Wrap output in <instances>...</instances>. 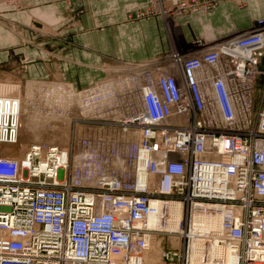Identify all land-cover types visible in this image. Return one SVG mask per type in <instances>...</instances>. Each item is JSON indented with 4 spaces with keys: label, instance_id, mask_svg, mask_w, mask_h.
<instances>
[{
    "label": "built area",
    "instance_id": "built-area-1",
    "mask_svg": "<svg viewBox=\"0 0 264 264\" xmlns=\"http://www.w3.org/2000/svg\"><path fill=\"white\" fill-rule=\"evenodd\" d=\"M187 6L181 0L177 9ZM192 43L190 54L171 49L126 65L109 82L108 100L94 94L92 108L105 117L91 126L133 129L136 137H81L82 149L91 140L99 148L82 152L62 181L45 182L71 162L56 167V144L31 143L19 160L0 154V264H128L153 230L143 223L152 203L164 220L172 199L183 204L182 246L164 260L190 264L194 239L201 262L211 247H225L233 264H264V104L252 118L264 18L212 44ZM17 127L16 115L0 113V141H13ZM138 172L158 175L156 187L140 184ZM74 173L95 185L76 187ZM192 210L218 214L219 226L189 231Z\"/></svg>",
    "mask_w": 264,
    "mask_h": 264
},
{
    "label": "crops",
    "instance_id": "crops-1",
    "mask_svg": "<svg viewBox=\"0 0 264 264\" xmlns=\"http://www.w3.org/2000/svg\"><path fill=\"white\" fill-rule=\"evenodd\" d=\"M162 1L168 4L173 0ZM254 1L247 0L246 5L239 8L222 0L204 15V21L208 22L202 26L199 18L193 14L178 16L177 30L185 39L199 35L206 43H211L219 35L207 40L200 33L201 27L219 30L220 27L216 26H222L227 30L223 32L224 35L243 29L253 18L264 16V0H260L258 5ZM19 3L21 7L18 9L1 12L0 65L9 63L8 51H22L21 76L27 79L57 78L67 82L71 92V86L73 89L89 86L85 88L88 89L98 85L95 82L104 76L106 64L115 60H144L168 49L159 15L152 12L154 14L145 18H127L134 16L137 10L146 8L150 0H19ZM4 4L0 0V10ZM69 6L82 9L71 23L68 21ZM37 19L41 22L39 28L43 26L50 34L57 32L71 37L65 47H55L60 57H43L37 48L21 46L24 44L23 38L35 36V30L28 25H33L31 21L36 22ZM263 64L264 55L259 58L258 67Z\"/></svg>",
    "mask_w": 264,
    "mask_h": 264
},
{
    "label": "rangeland",
    "instance_id": "rangeland-1",
    "mask_svg": "<svg viewBox=\"0 0 264 264\" xmlns=\"http://www.w3.org/2000/svg\"><path fill=\"white\" fill-rule=\"evenodd\" d=\"M1 1H4L6 3L4 4V8L0 10V22H3V19L1 18L2 11L15 10L21 7V5L19 3V0H1ZM180 1L181 0H173L167 4L166 2L162 0H150V4L146 8L137 10L134 16L132 17L130 16L127 17L128 19L131 20V19L145 18L149 16L150 14H154V13L159 15L160 20L165 30L166 39L169 44L167 50L159 53L156 56L146 58L144 60H139V61L138 60L137 61L115 60L114 62L108 63L105 65L104 76L97 79L95 83L96 84L98 83V85H100V83L103 80L107 81L109 79H112L115 75L122 73L126 65L131 66V65H134V63H141L145 60L148 61V60L158 59L161 56L168 53L171 49H175L177 51L180 50L184 54H187V52H189L188 54L193 52L191 50H195L194 49L195 46H192L193 44L192 42L196 39H200V40H203V39L199 35L198 36L193 35V37L189 39H185L183 35L181 34V32L177 30L178 29L177 17L181 15L193 14L196 16V18H199L200 25L202 26L203 23L205 24L208 22V21H204V15H206L207 12H209L218 2L222 0H197L195 3L196 6L192 4L191 0H186L188 6L184 7V9L178 10L177 6L179 5ZM226 1H229L235 4L239 8H243L246 5L247 0H226ZM251 1H254V0H251ZM254 3L258 5L260 3V0H255ZM81 10L82 9L80 8L75 9L69 6L68 8V13H69L68 19L69 20L68 21L71 23V21L75 19L79 13H81ZM258 17L264 18V16H257L255 18H258ZM255 18H253L250 21V23ZM31 22L34 23L36 27H34V24L31 25V23L28 26H30V28L35 30L36 32L35 36L31 38H23L22 42L24 44H22L21 46H27L33 49L37 48V51L40 52L43 57L47 56L48 58H51V59L60 57L59 56L60 53H58V51L55 50V47L58 45L65 47L70 41L71 37L69 35H61L57 33L56 31L55 32L57 34L56 33L50 34L43 26H42L43 28L42 27L39 28L41 24L39 19H37L36 22L35 21H31ZM216 27L217 28L220 27V29L214 30V29H207L206 27L202 29L201 27L200 33L207 40H211L212 36L219 35L217 36V38H214L217 40L226 36L223 33V32H227V30H224V27L222 26H216ZM220 30H222V32H220ZM205 31H207L208 33ZM213 40L211 41V44ZM60 43H63V44H60ZM48 47H51V48H48ZM21 55H22V51L13 53V51L10 50L8 51V56H9L8 58L10 60L9 63L5 62V63H1L0 65V113L2 115V114L10 112L12 113V115H16L17 123H18L17 129L21 125V128L25 129L26 131V132L24 131L23 133V131L18 130L19 133L21 132L20 133L21 135L28 134L29 133L27 132L28 129L30 131L32 129L45 128L44 130L47 129L46 132L48 133L47 135V137H49L48 139L51 138L50 141H48V139L47 141L45 140V143L56 144L59 148L69 147L68 155H71V158H70L71 162L69 164L68 170H64L65 171L64 172L62 169H58L56 175L51 176V178L49 179H45V182H48V183H52V182L58 183L59 181H62L64 175L65 176L66 174L71 175V172H72L71 169H73V164H75L74 159H76L73 157L75 153V148L77 146L76 142H78V139H81V137L86 138V135L87 137L89 136V133H85L84 131L82 136L76 137V133H75L76 131L74 127L75 123L79 122L84 125L99 124L98 122H94L93 120H101L105 116L102 114H96L95 113L96 108L94 107L88 108V105L93 106L94 103H91V102L95 100L96 98V96H94L93 93L97 91L91 88H88L90 90L85 89L89 86L82 87L79 89H76V88L73 89V87L70 85L71 89L73 90V92H71L69 91V88L66 85L67 82H64L57 78H47L46 77V78H32V79L28 78L27 79L25 77H22L21 73L23 72L22 71L23 69L22 59L23 58L20 59ZM14 61H16V63L12 64V62ZM259 70L260 72L256 74L255 79H254V87H253V93H252V96H253L252 118L253 117L255 118V114H256L255 111H257L264 104V64L262 67H259ZM33 80H37V81L31 82ZM104 88H107V87H104ZM77 95H80V97H82L81 100H82V106H83L85 115L80 116V115L75 114L76 112H78L76 111V108L79 109ZM34 112L41 113V114H33ZM66 112L67 113L72 112V113L70 114L71 116L69 118V121H67V123H63L60 121L61 115ZM77 118L84 119V120L77 121L76 120ZM47 133H43L44 136ZM54 134L55 135L59 134L60 135L59 140L60 138L62 140L52 141L51 136H54ZM63 134L65 135L67 134V137H65V135ZM61 136H64V137H61ZM29 139L30 138L27 137V140L24 141V143L22 142L21 144L27 145L29 147L31 143H40L38 141L36 142V141H33L32 139L30 140ZM90 143H91L90 144L91 150L99 148V147L94 146V143L92 140ZM0 144H1V141H0ZM28 147L26 148L24 147V148L27 150ZM25 149L23 151L18 148H12V149H8L7 152L1 153L0 151V154L13 156V158L19 160L22 158V156H24V153L26 151ZM64 155H65V152H63V156ZM62 167H67L65 160L63 162ZM72 175L73 176L71 178L75 177V173ZM150 178L152 181L151 186H153L157 177L154 175L152 176L151 174ZM94 182L95 181H92L91 179L80 181V180L73 178L71 183H74L76 187H80V188L82 187V188L89 189L95 185ZM172 200H175V199H172ZM163 218H160V226L163 224L160 228L153 229V231L151 230L149 232L144 233V234H147L149 238L144 237L145 238L144 239L145 242H143L144 247H142V249L138 251L136 256H133L131 259H129L128 264H171L168 261L164 260L162 254L166 250L180 249L182 246V239L180 238L178 234H176V232H170L171 233L170 235L169 231L165 229V223H164L165 220H162ZM165 219H166V216H165ZM183 219H184V215H183ZM159 230L161 231L159 232Z\"/></svg>",
    "mask_w": 264,
    "mask_h": 264
},
{
    "label": "bare ground",
    "instance_id": "bare-ground-1",
    "mask_svg": "<svg viewBox=\"0 0 264 264\" xmlns=\"http://www.w3.org/2000/svg\"><path fill=\"white\" fill-rule=\"evenodd\" d=\"M146 63H148V62H146ZM164 68H165L166 71H169V70L171 71V69H173L175 67L172 68V66L171 67L165 66ZM113 80L109 79V80L105 81V83H100V85H97V86L91 88V89L97 90L96 92H98V90H99V93L101 95H104L103 98H100V100L97 101V102L108 100L107 93L109 92L108 90H110L109 89V82L111 81L112 86H114V84H113L114 81ZM104 87H107V88H104ZM110 87H111V85H110ZM88 90H90V89H88ZM96 92L93 93V95L96 94ZM77 98H78V103H79V109L76 108V111H78V112H76L75 114L80 115V116L81 115H85L84 110H83V106H82V100H81L82 97H80V95H77ZM97 102L94 100V102H91V103L96 104ZM89 107H92V105H88V108ZM68 113L66 112V113L61 115V119H60L61 122L67 123V121H69V118L71 116L70 114L72 112H70L69 114ZM95 113H97V112H95ZM33 114H41V113L34 112ZM45 116H46V114H45ZM177 119L178 120H182V119H184V117L183 116H177V118H175L174 120L176 121ZM76 120L77 121H81L78 118ZM25 126H26V124H25ZM74 127H75V131H76L75 132L76 133V137L82 136V134L85 131V133H89L90 138H93V139H96V138L99 139L102 135L107 134L109 136L118 137L121 140L127 141V140H129L131 138L136 137V134H137V132L135 130H133V129L126 130V129H121V128H117L116 129V128H112V127L91 126V125H84V124L79 123V122L75 123ZM89 128H91V129H89ZM44 129L45 128H43V129L38 128V129H32L30 131L28 129V131H27V132H29L28 134L21 135L20 134L21 132L19 133L18 130H21L24 133L25 129L21 128V125H20V127L17 129V131L14 134L15 138H14L13 141H1V144H0L1 153L2 152H7L8 149H12V148H18V149H21V150L24 151V149L26 147H28V146L27 145H22L21 143L22 142L24 143V141L27 140V137L32 139L33 141H36V142L38 141L40 143H42L43 141L45 142V140L47 141V139L49 137H47V135H48V133L46 132L47 129L46 130H44ZM43 133H47V134L44 136ZM63 135H65V134H63ZM59 136H60L59 134H57V135L54 134V136H51L52 137V141L53 140L54 141L62 140L61 138L59 140ZM61 137H64V136H61ZM65 137H67V134L65 135ZM50 139H48V141H50ZM68 148L69 147L59 148L60 149V156L58 158L56 167L57 166L62 167L64 160L66 162V165L68 164V162H69V160L71 158V155H68L69 154L68 153ZM86 151L87 152L90 151V146H87L85 149H82L81 147H79V145L76 146L75 153H74V156L76 158L75 159V165H77V163L81 161L79 156L81 154H83L84 152H86ZM63 152H65L64 156H63ZM113 163H115V168H116V166H117L116 162L114 161ZM150 175L151 174H146L145 175L143 172H138V174L136 175L137 179H138V182L140 184L145 182V186H147V189H149V190L155 188L156 185L158 184V175H154L157 178H156L155 183L153 184V186H151L152 181H151ZM152 207L154 208L153 211H148L147 212V214L145 215V218L143 220V223L148 228L158 229V228H160L163 225L162 224L160 226V220H159L160 219V216H159L160 215V212H159L160 211L159 210L160 207H159L158 202H153L152 203ZM166 208H167L168 212H167L166 219H164L165 220V222H164L165 223V229L167 231H169V233L170 232H176V231H177V233L178 232L180 233L181 230L179 228V225L181 224L182 217H183V204L180 201H178V200H168ZM189 222H190V230L189 231L204 233L205 231H207L209 229L217 228L219 226L220 218H219L218 214H212L210 212L200 211V210H192V212L190 214ZM138 224L141 225V222L138 223ZM160 231L161 230H159V232ZM170 235H171V233H170ZM144 237L145 238H149V236L147 234L143 235L140 238V239H142V242H145V240H144L145 238ZM174 238H176V237H174ZM189 247L191 249L190 255H189L190 264H233V262H234L233 260H234L235 255L229 249H227L225 247H219V248L211 247V249L209 251V253H210L209 255L210 256L204 262H201V256H200L201 244H200V242H198V240L192 239L189 242ZM214 257L221 258V261L219 263H214V260H213ZM171 264H175V263H171Z\"/></svg>",
    "mask_w": 264,
    "mask_h": 264
}]
</instances>
